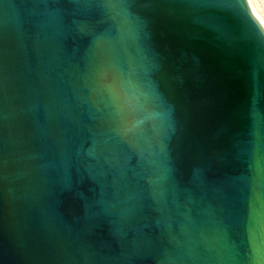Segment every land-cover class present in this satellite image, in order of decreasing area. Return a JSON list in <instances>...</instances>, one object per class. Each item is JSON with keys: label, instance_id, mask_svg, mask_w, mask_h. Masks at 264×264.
<instances>
[{"label": "water", "instance_id": "obj_1", "mask_svg": "<svg viewBox=\"0 0 264 264\" xmlns=\"http://www.w3.org/2000/svg\"><path fill=\"white\" fill-rule=\"evenodd\" d=\"M254 230L264 36L239 7L0 0V264H264Z\"/></svg>", "mask_w": 264, "mask_h": 264}, {"label": "snow or ice", "instance_id": "obj_2", "mask_svg": "<svg viewBox=\"0 0 264 264\" xmlns=\"http://www.w3.org/2000/svg\"><path fill=\"white\" fill-rule=\"evenodd\" d=\"M231 4L239 7L255 31L264 36V18L257 16L252 7L253 0H230ZM141 131V122L135 117L127 118L123 122V132L125 135H135ZM250 239L254 249L264 252V231L254 230Z\"/></svg>", "mask_w": 264, "mask_h": 264}, {"label": "rangeland", "instance_id": "obj_3", "mask_svg": "<svg viewBox=\"0 0 264 264\" xmlns=\"http://www.w3.org/2000/svg\"><path fill=\"white\" fill-rule=\"evenodd\" d=\"M252 7L259 17L264 18V0H253Z\"/></svg>", "mask_w": 264, "mask_h": 264}]
</instances>
